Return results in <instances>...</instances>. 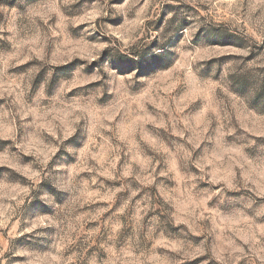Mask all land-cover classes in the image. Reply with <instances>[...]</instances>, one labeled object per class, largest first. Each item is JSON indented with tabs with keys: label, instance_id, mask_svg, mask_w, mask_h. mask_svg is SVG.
<instances>
[{
	"label": "rangeland",
	"instance_id": "obj_1",
	"mask_svg": "<svg viewBox=\"0 0 264 264\" xmlns=\"http://www.w3.org/2000/svg\"><path fill=\"white\" fill-rule=\"evenodd\" d=\"M0 264H264V0H0Z\"/></svg>",
	"mask_w": 264,
	"mask_h": 264
}]
</instances>
